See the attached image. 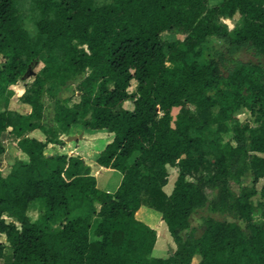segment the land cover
<instances>
[{
	"label": "trees",
	"instance_id": "1",
	"mask_svg": "<svg viewBox=\"0 0 264 264\" xmlns=\"http://www.w3.org/2000/svg\"><path fill=\"white\" fill-rule=\"evenodd\" d=\"M208 1L31 0L38 13L33 38L19 0H0V157L9 129L23 156L6 176L0 171V233L7 242H0V259L12 251L0 264H264V186L259 207L254 192L232 189L244 177L254 184L264 178V68L234 57L253 50L264 58V0H222L216 7ZM219 15L242 19L233 36L215 23ZM213 36L228 44L227 53L199 57L197 48ZM35 60L44 65L24 86L20 100L30 112L22 114L9 109L12 86ZM224 62L232 64L227 76ZM82 75L79 101L57 100L46 126L44 97L56 98ZM132 81L137 88L130 93ZM127 101L133 109L123 107ZM241 107L256 108L259 125H238L223 144L209 141L210 122L200 113L218 109L220 131ZM74 126L114 135L95 160L122 174L114 192L98 186L80 156L46 154L50 144L64 145L61 136ZM35 130L45 139L28 137ZM168 166L179 169L170 195ZM145 193L167 225L173 255H153L159 232L137 218ZM35 203L44 211L31 221ZM205 207L242 220L248 233L208 218L199 235L191 218Z\"/></svg>",
	"mask_w": 264,
	"mask_h": 264
},
{
	"label": "rangeland",
	"instance_id": "2",
	"mask_svg": "<svg viewBox=\"0 0 264 264\" xmlns=\"http://www.w3.org/2000/svg\"><path fill=\"white\" fill-rule=\"evenodd\" d=\"M111 0H93L94 5H100L107 2H110ZM222 3V0H209L208 6L209 7H216L219 6ZM19 9L20 14L24 18V25L25 28L29 31L31 36L33 38L37 37V31L34 26V21L36 17L38 16L37 11L35 10V7L31 0H19ZM215 23L218 25H221L225 27L229 34L233 36L238 29L242 25V19L239 20V17H235L234 19H230L226 16L219 15L215 18ZM166 40H176V39H183V36L181 35H168L166 34L164 36ZM228 44L217 37H210L204 43L202 46L197 48L199 57L209 59L215 56V51L219 50L223 53H227ZM235 59L241 60L243 62H246L253 66H260L264 68V58L257 55L253 50H243L239 53H237L235 56ZM225 64L222 66V70L224 72V75L227 76L228 70L232 68V64L224 62ZM3 64V58H0V68ZM43 61L42 60H35L31 65L29 66L28 71L24 76H22L18 83L14 86H12V89L14 91V95L10 101L9 109L20 112L22 114H27L30 112V107L26 104H23L20 100V97L24 93V86L26 83L30 82L32 78L42 69L43 67ZM179 63H171L168 62L167 66L169 68H174L178 66ZM84 78V75L77 77L75 80L68 83L65 87L61 89L59 94L56 98H50L48 96H45L44 101V113H43V122L46 126L53 125V116L55 111V102L57 100H68L69 106H71L73 103L78 102L80 99V94L76 91V86L80 83V81ZM137 83L135 81H132L129 87V92L132 93L136 90ZM123 107L125 109L131 110L133 109V105L130 101H127L124 103ZM191 110L196 113V109L194 106H190ZM4 110L3 105L0 103V112ZM179 112V108H174L172 111V115L175 118L177 113ZM218 114V109L208 110L205 112H201L200 115L203 120H208L210 122V131L212 133V136L210 137L209 141L217 142V143H225L228 141L234 131L235 128L239 125L240 127L244 128L246 131L250 128H255L259 125V119H258V113L257 109L255 108L253 111L250 109H247L245 107H241L238 109L234 115L233 119L227 121L224 124V129L218 131V123L214 122ZM80 127V126H77ZM85 132V134L89 136L92 135H99L102 132L93 133L90 130H86L84 128H78L76 131L77 134L81 135V133ZM76 133L73 135H76ZM70 136V132L68 134L62 135L61 139H68V148L62 149L61 152H67V153H81L80 157H84L85 161L87 162V165L90 167L91 173L96 176L98 181V186L108 192H114L116 190V187L118 186L122 174L119 172L112 173L108 170H104L101 167H99L95 160L98 156V153L101 148H103L105 145H103V141L98 139H93L92 143H94L96 146L94 148L88 149V141L82 140L81 138H67ZM78 137V136H77ZM80 137V136H79ZM81 139V140H80ZM2 143L5 147V153L0 157V171L2 174H6L8 170L10 169L11 165H13L18 158H22V154L17 146V138L11 131H7L3 134ZM59 151V150H58ZM68 155V154H67ZM135 158V156L131 159V161ZM168 171L170 173L169 183L174 184L175 179L179 173V169L176 167L168 166ZM264 186V178L259 180L257 184H254L252 181V178L250 177H244L241 180V185H232V189L235 193L240 194L242 189H247V191L254 192L252 195L251 201L255 206H260V204L263 202V199L261 197L260 191L261 188ZM168 192V193H167ZM165 193L170 194L169 188H165ZM209 195L211 193L208 191ZM144 197V207L140 209L137 213V218L141 219V221L145 222L146 224L150 225L151 227L155 228L158 233V240L156 242L155 252L154 256L156 257H163L164 255H173L175 250H171L169 247V244H174L172 240V237L170 236L167 225L162 220V214L161 212L155 207V200L149 193H145L143 195ZM43 207L39 203L32 204L28 209V217L31 221H36L42 214H43ZM208 218H214L219 221H229V222H235L239 224L243 230L248 233L246 230V224L242 220L234 217L230 214H222V213H213L209 207H205L200 209L196 214H194L191 218V224L193 227H195L198 231V234L201 235L205 230L204 221ZM258 218L263 219V216L261 214L258 215ZM93 222H96V218L93 217ZM59 224H56L53 226L52 229H59ZM167 233L168 237L167 238ZM176 246V245H175ZM12 259V251L11 249H7L5 252L4 259H0V263H3L4 260L11 261Z\"/></svg>",
	"mask_w": 264,
	"mask_h": 264
},
{
	"label": "crops",
	"instance_id": "3",
	"mask_svg": "<svg viewBox=\"0 0 264 264\" xmlns=\"http://www.w3.org/2000/svg\"><path fill=\"white\" fill-rule=\"evenodd\" d=\"M78 128H80V127H77V126H74L71 130H70V136L69 137H67V138H74L75 137V139L76 138H81L82 140H87L88 141V149L89 148H94L96 145L94 144V143H92V142H90V141H92L93 139H98V140H101V141H103V145H105L103 148H101L100 149V151H99V153L106 147V145L107 144H109L112 140H113V137H114V135L112 134V133H100L99 135H92V136H89L88 137V135L87 134H85V132H83V133H81V135H79V134H77L76 133V131L78 130ZM9 131H11V129H9ZM73 133L75 134L76 133V135H73ZM66 136V135H65ZM74 136V137H73ZM78 136V137H77ZM80 136V137H79ZM28 137H31V138H36V139H38V140H44L45 139V137H44V135L42 134V132L41 131H39V130H35V131H33V132H31L29 135H28ZM80 139V140H81ZM63 140V142H64V145H62V146H59V145H52V144H50L48 147H47V149H46V154L47 155H61V154H68L69 156H81V153H76V152H74V153H65V152H61V150L63 149H67L68 148V139H62ZM59 150V151H58ZM98 153V154H99ZM84 161H85V158L82 156L81 157ZM86 162V161H85ZM86 164H87V162H86ZM0 166H1V164H0ZM12 166L13 165H11V167H10V169L8 170V172L6 173V174H2L3 176H6L10 171H11V169H12ZM102 168V167H101ZM102 169H104V170H108V171H110V172H112V173H115L116 174V171H114V170H111V169H105V168H102ZM121 179H122V176H121ZM120 182H121V180H120ZM120 182H119V184H120ZM119 184H118V186H119ZM117 186V187H118ZM117 187H116V189H117ZM165 188H169V191H170V194L172 193V191H173V188H174V184H172V183H170V184H168ZM165 188H164V191H165ZM168 193V192H167ZM166 193V194H167ZM170 194H168V195H170ZM140 211V210H139ZM139 220H141V219H139ZM143 222V221H142ZM167 238H169L168 237V233H167ZM157 240H158V233H157ZM0 242H2V243H7L6 242V237H5V235L4 234H1L0 233ZM169 247L171 248V250L173 249V250H175V245L174 244H169Z\"/></svg>",
	"mask_w": 264,
	"mask_h": 264
}]
</instances>
